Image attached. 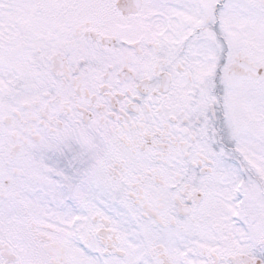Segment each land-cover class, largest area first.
<instances>
[{
  "label": "snow or ice",
  "instance_id": "obj_1",
  "mask_svg": "<svg viewBox=\"0 0 264 264\" xmlns=\"http://www.w3.org/2000/svg\"><path fill=\"white\" fill-rule=\"evenodd\" d=\"M0 264H264V0H0Z\"/></svg>",
  "mask_w": 264,
  "mask_h": 264
}]
</instances>
